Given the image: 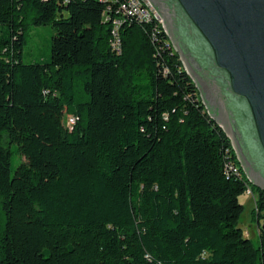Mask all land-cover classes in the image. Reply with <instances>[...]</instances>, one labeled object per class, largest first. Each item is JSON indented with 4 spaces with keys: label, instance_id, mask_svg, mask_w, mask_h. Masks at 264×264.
<instances>
[{
    "label": "trees",
    "instance_id": "1",
    "mask_svg": "<svg viewBox=\"0 0 264 264\" xmlns=\"http://www.w3.org/2000/svg\"><path fill=\"white\" fill-rule=\"evenodd\" d=\"M121 1L0 0V264H264V190L157 21L112 48ZM30 25L55 30L46 63Z\"/></svg>",
    "mask_w": 264,
    "mask_h": 264
},
{
    "label": "water",
    "instance_id": "2",
    "mask_svg": "<svg viewBox=\"0 0 264 264\" xmlns=\"http://www.w3.org/2000/svg\"><path fill=\"white\" fill-rule=\"evenodd\" d=\"M249 181L264 190V0H148Z\"/></svg>",
    "mask_w": 264,
    "mask_h": 264
},
{
    "label": "rangeland",
    "instance_id": "3",
    "mask_svg": "<svg viewBox=\"0 0 264 264\" xmlns=\"http://www.w3.org/2000/svg\"><path fill=\"white\" fill-rule=\"evenodd\" d=\"M55 30L51 25H30L28 30V41L24 46L23 60L26 63H46L51 60L52 43ZM13 151L12 154V174L16 166L21 162L20 156L16 153L14 144H6ZM240 201L245 209L240 218V227L245 233L251 235L253 242L259 244L258 220L254 213L256 207V196L252 193L243 194ZM263 219L260 220V223Z\"/></svg>",
    "mask_w": 264,
    "mask_h": 264
},
{
    "label": "built area",
    "instance_id": "4",
    "mask_svg": "<svg viewBox=\"0 0 264 264\" xmlns=\"http://www.w3.org/2000/svg\"><path fill=\"white\" fill-rule=\"evenodd\" d=\"M117 12L122 17L116 18L113 21L111 45L112 48L118 53H121L120 28L121 25L123 24V17L124 18L126 16L133 17L139 22H146V23L157 21L161 26V28L163 29V31L166 33L164 23L160 15L154 10V8L151 6L148 0H122L120 2ZM107 18L109 17L107 16ZM75 123H76V118L74 116H69L68 125L71 127ZM247 193H252V192L251 190H249Z\"/></svg>",
    "mask_w": 264,
    "mask_h": 264
},
{
    "label": "crops",
    "instance_id": "5",
    "mask_svg": "<svg viewBox=\"0 0 264 264\" xmlns=\"http://www.w3.org/2000/svg\"><path fill=\"white\" fill-rule=\"evenodd\" d=\"M246 194H248V193H246ZM248 237H251V235L250 234H248V233H245Z\"/></svg>",
    "mask_w": 264,
    "mask_h": 264
}]
</instances>
